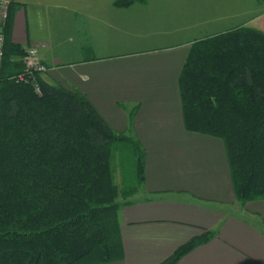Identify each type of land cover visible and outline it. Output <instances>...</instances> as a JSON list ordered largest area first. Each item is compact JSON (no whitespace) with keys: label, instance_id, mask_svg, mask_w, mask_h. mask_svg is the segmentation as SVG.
<instances>
[{"label":"trees","instance_id":"trees-1","mask_svg":"<svg viewBox=\"0 0 264 264\" xmlns=\"http://www.w3.org/2000/svg\"><path fill=\"white\" fill-rule=\"evenodd\" d=\"M134 1L112 0L116 7ZM3 23L0 58V264H95L122 255L119 204L142 182L143 146L113 130L78 89L10 74L24 50ZM176 76L182 127L223 143L238 201L264 198V30L234 24L189 42ZM130 159L129 183L113 160ZM174 247L170 264L212 236Z\"/></svg>","mask_w":264,"mask_h":264},{"label":"crops","instance_id":"crops-1","mask_svg":"<svg viewBox=\"0 0 264 264\" xmlns=\"http://www.w3.org/2000/svg\"><path fill=\"white\" fill-rule=\"evenodd\" d=\"M32 1L58 13L56 38L29 36L20 0H10L8 38L37 44L46 80L78 89L144 149L142 182L116 213L122 255L95 264H157L204 228L212 236L170 264H264V198L235 200L222 141L182 127L176 76L189 42L207 35L196 34V14L186 16L183 0ZM244 23L264 30V4Z\"/></svg>","mask_w":264,"mask_h":264},{"label":"rangeland","instance_id":"rangeland-1","mask_svg":"<svg viewBox=\"0 0 264 264\" xmlns=\"http://www.w3.org/2000/svg\"><path fill=\"white\" fill-rule=\"evenodd\" d=\"M20 1L22 3L25 2L27 6L25 12V24L27 26L26 30H29L30 32L29 36L32 37L34 34L43 35L49 32V37L56 38L54 34V20L58 17V13L52 9V7L47 8L46 11H42L40 6L36 7V1ZM47 2L51 4L54 3H52V0ZM263 4L264 0H202L201 2L196 0H183L181 8L182 10H185L188 18L196 14V18L199 19V26L195 29V31L198 32L196 34L204 35L208 34V32H219L220 30L226 29L234 24H240L243 22L244 16H246L247 12L258 6L261 7ZM59 19L58 23H62L61 16H59ZM29 36L28 38L31 42L36 41L35 38ZM127 157L128 156H125V158H122L121 160V158L117 156L113 160L112 177L113 180L120 185L125 183L128 184L130 181V159L128 160Z\"/></svg>","mask_w":264,"mask_h":264},{"label":"built area","instance_id":"built-area-1","mask_svg":"<svg viewBox=\"0 0 264 264\" xmlns=\"http://www.w3.org/2000/svg\"><path fill=\"white\" fill-rule=\"evenodd\" d=\"M10 0H0V58L2 57V45H3V23L7 19V10L10 4ZM23 54L20 57L23 68L21 70H16L14 73L10 74L14 82H29L31 87L36 92H39V86L37 85L36 73L43 72L47 67L40 59L38 50L36 49L35 43H26L23 46Z\"/></svg>","mask_w":264,"mask_h":264}]
</instances>
